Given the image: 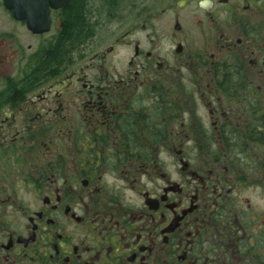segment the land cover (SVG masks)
I'll return each instance as SVG.
<instances>
[{
    "label": "flooded vegetation",
    "instance_id": "af4514ba",
    "mask_svg": "<svg viewBox=\"0 0 264 264\" xmlns=\"http://www.w3.org/2000/svg\"><path fill=\"white\" fill-rule=\"evenodd\" d=\"M0 264H264V0H0Z\"/></svg>",
    "mask_w": 264,
    "mask_h": 264
}]
</instances>
